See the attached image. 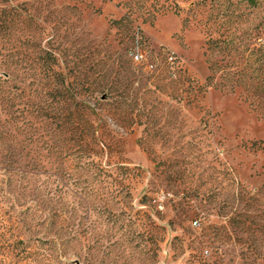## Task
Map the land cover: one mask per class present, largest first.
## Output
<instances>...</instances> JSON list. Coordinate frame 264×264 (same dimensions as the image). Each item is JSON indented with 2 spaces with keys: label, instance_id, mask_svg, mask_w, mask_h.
Returning <instances> with one entry per match:
<instances>
[{
  "label": "rangeland",
  "instance_id": "rangeland-1",
  "mask_svg": "<svg viewBox=\"0 0 264 264\" xmlns=\"http://www.w3.org/2000/svg\"><path fill=\"white\" fill-rule=\"evenodd\" d=\"M0 264H264V0H0Z\"/></svg>",
  "mask_w": 264,
  "mask_h": 264
},
{
  "label": "trees",
  "instance_id": "trees-1",
  "mask_svg": "<svg viewBox=\"0 0 264 264\" xmlns=\"http://www.w3.org/2000/svg\"><path fill=\"white\" fill-rule=\"evenodd\" d=\"M71 98V95H69V99ZM79 105V104H78ZM67 117H68V120H69V122L68 123H70V125H72V119H71V117H72V112H69L68 114H67Z\"/></svg>",
  "mask_w": 264,
  "mask_h": 264
}]
</instances>
